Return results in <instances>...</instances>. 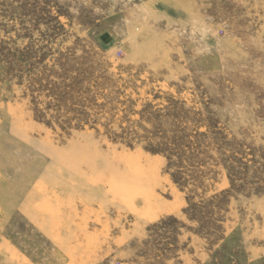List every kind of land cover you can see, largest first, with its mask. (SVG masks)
I'll list each match as a JSON object with an SVG mask.
<instances>
[{
  "label": "rangeland",
  "instance_id": "obj_1",
  "mask_svg": "<svg viewBox=\"0 0 264 264\" xmlns=\"http://www.w3.org/2000/svg\"><path fill=\"white\" fill-rule=\"evenodd\" d=\"M0 264H264V0H0Z\"/></svg>",
  "mask_w": 264,
  "mask_h": 264
}]
</instances>
